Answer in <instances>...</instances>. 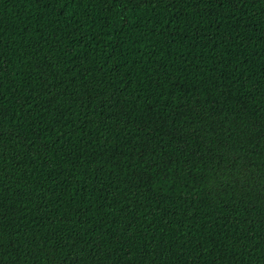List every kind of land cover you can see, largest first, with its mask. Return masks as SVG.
Masks as SVG:
<instances>
[{
    "label": "trees",
    "instance_id": "16d2710c",
    "mask_svg": "<svg viewBox=\"0 0 264 264\" xmlns=\"http://www.w3.org/2000/svg\"><path fill=\"white\" fill-rule=\"evenodd\" d=\"M0 264H264V0H0Z\"/></svg>",
    "mask_w": 264,
    "mask_h": 264
}]
</instances>
